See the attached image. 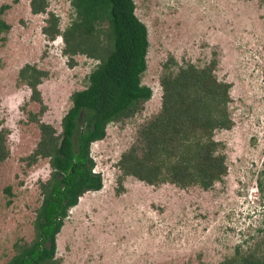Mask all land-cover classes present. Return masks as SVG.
<instances>
[{"label": "rangeland", "instance_id": "obj_1", "mask_svg": "<svg viewBox=\"0 0 264 264\" xmlns=\"http://www.w3.org/2000/svg\"><path fill=\"white\" fill-rule=\"evenodd\" d=\"M30 0H0V126L9 150L0 165V264L15 243L30 242L40 183L51 172L48 158L28 165L39 139L34 114L60 130L70 94L87 84L97 60L74 55L69 64L64 40L42 33L47 12L63 30L73 16L70 0H47L33 13ZM147 26L149 47L142 82L151 98L135 115L112 121L103 139L90 145L103 186L71 207L56 236L57 264H220L239 255L264 256V0H134ZM203 66L215 59V76L229 84V129L214 131L222 142L227 172L204 189L171 183L151 185L122 176L121 154L139 128L160 109L162 63ZM47 72L38 85L42 103L18 79L25 64ZM44 106L43 113H40ZM121 176V177H120ZM121 179H120V178ZM10 190V192L7 191Z\"/></svg>", "mask_w": 264, "mask_h": 264}, {"label": "trees", "instance_id": "obj_2", "mask_svg": "<svg viewBox=\"0 0 264 264\" xmlns=\"http://www.w3.org/2000/svg\"><path fill=\"white\" fill-rule=\"evenodd\" d=\"M29 5L33 13H41L48 3L30 0ZM70 5L73 16L66 27L61 30L58 16L47 12L42 33L50 40L63 38L70 65L77 54L98 62L86 86L70 94L71 105L61 118L59 132L32 115L39 139L25 159L32 165L38 157L48 158L51 172L39 186L42 198L35 210L33 239L15 243L16 253L1 264H57L56 236L69 209L84 193L103 186L100 172L94 170L91 143L104 138L108 123L135 115L152 96V89L141 80L147 68L148 31L135 13L134 0H70ZM9 29L0 19V33ZM215 65V59L203 66L179 65L172 55L162 63L160 109L121 154L122 176L151 185L207 189L226 174L224 145L214 139V131L232 126L227 110L229 84L216 78ZM46 74L29 63L18 71L19 81L40 104L38 85ZM43 110L42 104L40 113ZM5 132L0 126V165L9 154ZM234 255L220 264H264V256L239 255V250Z\"/></svg>", "mask_w": 264, "mask_h": 264}]
</instances>
